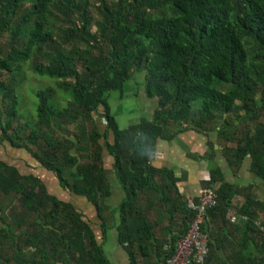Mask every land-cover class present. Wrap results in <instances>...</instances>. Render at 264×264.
<instances>
[{
  "label": "trees",
  "instance_id": "16d2710c",
  "mask_svg": "<svg viewBox=\"0 0 264 264\" xmlns=\"http://www.w3.org/2000/svg\"><path fill=\"white\" fill-rule=\"evenodd\" d=\"M26 63L32 73L55 79L36 91L31 122L17 110L16 87ZM135 72L144 73L145 94L157 104L151 119L120 128L109 93L122 91ZM58 98L63 105L52 103ZM182 125L216 132L228 144L223 150L230 165L238 167L248 156L250 169L264 180V0H0V140L24 149L63 189L97 209L109 194L102 153L110 155L124 191L118 238L132 264L133 247L145 256L153 237L138 206L140 192L153 190L160 204L182 211L180 235L188 226L187 202L180 200L172 171L150 164L157 139ZM216 182L217 205L207 217L225 220L231 197L244 196L237 213L247 216L245 228L259 233L264 264V236L254 223L264 226V204L212 169L205 186ZM5 208L19 228L26 224L18 240L30 243L35 229L40 237L33 254L15 264H50L51 254L66 250L74 264H108L72 203L0 162ZM8 227L0 233L13 237ZM208 249L203 264H224L210 236Z\"/></svg>",
  "mask_w": 264,
  "mask_h": 264
},
{
  "label": "crops",
  "instance_id": "0c3cea01",
  "mask_svg": "<svg viewBox=\"0 0 264 264\" xmlns=\"http://www.w3.org/2000/svg\"><path fill=\"white\" fill-rule=\"evenodd\" d=\"M143 85L144 76L142 78ZM123 90L124 87L122 91H118L120 97L124 93ZM140 91L142 97L152 107L153 101L156 99L146 96L144 86ZM151 109L150 117L147 119H151L154 108ZM184 126L182 125V128L170 126L167 137L157 139L155 153L150 161V164L155 168L172 171L176 179L175 186L182 202L197 200L201 189L206 187L205 183L210 181V171L217 169L223 182L244 189L254 200L264 204V180L250 169L248 156L241 161L238 167H233L225 157L223 150L228 144L222 142L216 132L206 133ZM111 139L112 136L109 134L108 140L111 141ZM102 159L109 183V194L97 209L84 196L75 195L63 189L54 174L38 165L24 149L13 147L9 142L0 140V162L16 167L18 173L23 176L31 174L37 177L42 181L49 194L72 203L81 213L83 221L94 233L96 243L101 247L108 264H132L130 255L125 248L126 245L122 244L118 238V207L124 198V191L116 177L113 158L103 152ZM155 180L157 179L155 178ZM219 182H216L214 186L210 184V186L215 189L219 186ZM57 187L62 192L55 189ZM171 194L173 198L176 195ZM243 202L244 196L234 194L230 201L231 207L225 214V220H222L220 216H215L210 221V217H207L206 225L213 250L216 257L224 264H259L261 258L262 245L259 233L249 227L245 228L244 221L234 217L237 208ZM4 204L6 205V203ZM138 206L150 223L153 237L148 248L149 252L145 256L139 255L136 247H133L135 260L133 263L163 264L166 248L175 244L184 229L183 213L176 209L175 205L172 208L171 205L160 204L158 194L153 190H145L138 194ZM29 219L31 222L35 221L33 216ZM19 223L12 222L8 216L7 208L0 209V231L9 225L8 230L13 236L7 237L0 233V264H15L21 257L26 258L32 255L40 240V237L34 233L36 229L32 231V236L29 234L28 240L30 243L32 242V245L30 243L23 244L18 240L17 237L21 230L26 228V224H22L19 228ZM41 233L44 235L43 231ZM45 248L48 247L45 246ZM51 255L52 257L48 259L50 264H74L67 254V250L64 254ZM247 257L252 258V262L247 263Z\"/></svg>",
  "mask_w": 264,
  "mask_h": 264
},
{
  "label": "rangeland",
  "instance_id": "374dc122",
  "mask_svg": "<svg viewBox=\"0 0 264 264\" xmlns=\"http://www.w3.org/2000/svg\"><path fill=\"white\" fill-rule=\"evenodd\" d=\"M93 19H96L95 17ZM91 29L94 30L92 25ZM25 79L16 87L17 110L23 121L31 122L35 117V108L37 104L36 91L44 89L47 86H53L55 79L47 75H38L32 73L29 63L24 65ZM143 72H135L124 85V93L120 97L118 91L109 93V103L112 113L116 116L117 124L125 128L131 123L139 121L141 118H149L151 108L155 109L156 100L153 101L152 107L142 97V78ZM61 95V92H59ZM57 95V97L59 96ZM59 99V100H58ZM53 100V104L63 105L60 98ZM153 109V110H154ZM234 116V115H233ZM15 149L13 148V151ZM62 192L59 187L55 188ZM55 192V190H53Z\"/></svg>",
  "mask_w": 264,
  "mask_h": 264
},
{
  "label": "built area",
  "instance_id": "2783aa9c",
  "mask_svg": "<svg viewBox=\"0 0 264 264\" xmlns=\"http://www.w3.org/2000/svg\"><path fill=\"white\" fill-rule=\"evenodd\" d=\"M216 205V194L210 185L201 189L197 200L187 202V209L190 213L188 226L176 240L171 255L164 259L163 264L204 263L209 251V235L204 230V225L207 222V211ZM234 217L243 221L247 220V216L238 213L234 214ZM254 223L264 236V226L259 220H255Z\"/></svg>",
  "mask_w": 264,
  "mask_h": 264
}]
</instances>
